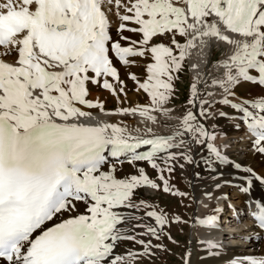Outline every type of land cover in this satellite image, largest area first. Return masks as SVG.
<instances>
[{"label":"snow or ice","instance_id":"obj_1","mask_svg":"<svg viewBox=\"0 0 264 264\" xmlns=\"http://www.w3.org/2000/svg\"><path fill=\"white\" fill-rule=\"evenodd\" d=\"M110 14L118 21L115 35ZM220 45L213 64L220 76L192 65L182 118L169 125L170 134L156 133L148 125L157 120L153 113L172 111L166 105L186 58ZM134 67L144 68L143 78ZM128 80L148 103L128 102ZM241 82L264 88V0H0V264H150L167 250L162 236L170 224L220 230L219 215L194 212L185 220L137 196L143 189L187 196L165 172L200 162L213 182L205 196L211 201L220 193L214 211L230 199L224 189L235 187L249 198L243 209L229 204L234 218L246 214L264 231V201L250 195L255 183L264 184V172L233 161L229 145L216 143L218 125L208 123L235 121L251 150L264 155V95L238 99ZM90 85L108 90L119 106L106 111L103 101L89 98ZM212 87L223 90L220 99H211ZM218 103L235 114L214 110ZM125 163L135 172L118 177ZM225 165L242 169L239 184L219 170ZM125 243L131 247L121 251ZM198 244L202 259L223 254L214 239ZM190 256L181 257L183 264ZM227 264H264V255Z\"/></svg>","mask_w":264,"mask_h":264},{"label":"bare ground","instance_id":"obj_2","mask_svg":"<svg viewBox=\"0 0 264 264\" xmlns=\"http://www.w3.org/2000/svg\"><path fill=\"white\" fill-rule=\"evenodd\" d=\"M111 20H112V33L113 35H115V29L118 26V21L116 20L114 16H111ZM213 47L214 46L210 47L209 49H206L205 55L203 56H201V54L197 50L195 49L192 50V53L188 58L191 62V70H192L193 78L195 77L196 72L192 69V65L198 64L199 71L204 72L205 68L210 65V61L213 58V54H214ZM117 67L121 71V76H123L124 71L126 70L125 66L117 63ZM138 69L139 68L134 67L132 70L137 75H139ZM216 71H219L220 73H222L223 70L220 69ZM243 85L245 86V88H251V91L255 90L259 95H264V88H262L261 86L257 84L249 83V82H241V84L236 86L234 89L236 96L243 98V96H241V93H240V90H241L240 86H243ZM212 88H213V92L215 93V95L211 97V99L213 100L220 99L221 96L223 95V90L219 87H212ZM91 89H94V85H90V91H92ZM133 90H134L133 96L137 97V94H139V92H137L135 88ZM129 93L130 92L128 91L127 92L128 101H129ZM110 97H113V96L108 90H99L97 92L95 91L91 92V96L89 98L90 99L99 98L101 101L104 102L106 111H111L113 110V108H109V109L106 108V105H107L106 100H108ZM121 99H123V97H121ZM139 103L144 104L141 102ZM166 107H168L172 111H170L169 114H164L161 112L153 113L154 115L157 116V120L154 123H149L148 125L152 127L153 130L158 134H165V135L170 134L172 129L171 127H169V125L178 123L179 118H182L183 113L175 112L174 109L170 107V105H166ZM224 112L235 114L234 111H224ZM159 117L163 118L162 122L158 120ZM102 118L105 120L112 121V122H118V121L123 120L125 123H128L125 119L122 118V116H118V115H105ZM223 120L226 121V123H224L223 126L221 125V127H218L217 131L220 134L217 135L216 143L218 145L227 143L229 145L227 152L230 155V158L233 161L241 163L242 168L251 167L258 173L264 172V155L254 153L251 150L250 137L248 136L246 130L245 131L236 130L233 126L235 121L227 117H223ZM129 122L130 123L128 124L131 126L132 124H135V122L136 123L141 122V118L137 116L135 120L129 121ZM213 122H214V118L208 121L209 125L213 124ZM159 125H161L162 127L158 129L157 127ZM198 152H199V149H196L195 153H198ZM196 159L199 160V155H196ZM203 170H204V164L202 162H200L199 164H195L194 175L196 172H199L200 177L203 176L204 175V174L202 175ZM219 170L223 172L226 178L233 180L234 184H239L240 181L237 180L236 177L243 175L242 169L237 170L231 167L230 165L229 167H224V168L220 167ZM206 189L209 191H212L213 182L210 179L197 178L195 175L193 177V190L196 196L195 201H194L196 204L195 213L201 217L205 215L216 214L214 211V209L216 208L215 197L220 195V193L213 192V199L210 201L205 196ZM148 190H151V189H148ZM174 190L187 193V196L181 197L179 195L176 196V195L171 194L172 196H171L170 201L175 200V202L172 203V205L166 204V206L170 207L171 213L175 212L176 214L181 215L183 219L187 220L188 217L186 216L188 215V211L191 208H193V201L189 194V191L185 189L184 187H182L181 189L174 188ZM230 190H231V187H226L224 189V192L229 193ZM250 195L252 198L258 199L260 201H264V184H261L259 182L255 183L253 188L251 189ZM232 198L233 199L231 203L235 202L237 204V208L243 209L244 202L249 197L246 195H242V194L237 195V189H236ZM221 202L222 200L219 201V203ZM204 205H207V207H205ZM232 212H233V209L231 212L226 211V214H230ZM254 223H255L254 220L250 216L246 214L241 215L240 219L239 220L236 219V223L234 224L236 228H241V230L238 233H224L225 234L224 237H222L223 235L221 234L220 230H209V229H199V228L195 230L193 229L194 237H193V241L190 247L191 249L190 250L191 252L190 264H227V261H229L233 257H242L245 254L264 255V231H261L258 228L253 227ZM225 224H226L225 227L227 228L228 224L230 223H225ZM169 226H171V228H175L173 232L177 234L180 230L185 229L187 225L173 223V224H170ZM254 232H258L259 236L257 237L255 235H251ZM242 235H250L251 238L248 240H243L241 239ZM200 239H214L220 242L223 246V254L221 256L209 257L206 260L202 259L206 255V253L202 249L200 244H198V240ZM227 241H231V242L234 241L235 243L233 245H230V243H227Z\"/></svg>","mask_w":264,"mask_h":264},{"label":"rangeland","instance_id":"obj_3","mask_svg":"<svg viewBox=\"0 0 264 264\" xmlns=\"http://www.w3.org/2000/svg\"><path fill=\"white\" fill-rule=\"evenodd\" d=\"M111 16V14H110ZM128 35H130L129 33H126ZM223 46H216L214 47L213 53V59H212V63L205 68L204 72H209L211 73L213 76H219L221 73L219 71H216L217 69H215L213 66V64H215L220 57V48H222ZM211 66V67H210ZM214 68V69H213ZM184 72L182 73L180 79L178 81H176L175 83V88H176V92H175V96L174 98L171 100V102L168 104L170 105L171 108L174 109L175 112L177 113H184L185 108L187 107L186 105V101L189 98V88H190V83L193 80V74H192V70H191V62L189 60V58L187 57L185 62H184ZM138 73L139 76L143 77V73H144V68L140 67L138 69ZM121 78H124V75L121 76ZM127 89L130 92L129 93V103H148L149 102V98L146 96V94L141 91L139 92V94H137V97L133 96L134 93V82L131 80H128L127 82ZM241 90V96H243V98H240L238 96H236L239 99H254L257 96H259V94L255 91L252 90L251 88H245V86H240ZM102 88H97L94 85V89H91V92H97L99 90H101ZM210 91H213V88H210ZM107 105L106 108H113L115 109L116 107H118L119 105L117 104V101L113 98L110 97L108 100H106ZM214 110H222V111H233L231 110L230 107L222 105V104H216L214 107ZM123 119H125L128 123H130L129 121H133L130 118L127 117H122ZM158 120L160 122L163 121L162 117H159ZM224 123H226V121L223 120V117H214V122L213 124H217L218 127H221V125L223 126ZM136 124V122H135ZM133 125V124H132ZM162 126L159 125L157 128H161ZM124 166V167H123ZM122 168L118 169L117 175L118 177H123L125 175L131 174L135 172V169H133L129 164H125L123 165ZM126 166V167H125ZM140 166L145 167L146 171L148 172L149 176L153 179H157V172L155 170H153L149 165H147L146 163H142ZM194 166L195 164H185V167L183 169H181L179 166H177L175 168V170L169 175L167 172H165V175L169 178V183L173 186V188H182L184 187L185 189H187L189 191V194L192 198L193 201V208H191L188 211V215L186 217H190L194 212H195V208H196V204H195V192L193 190V177L194 175ZM224 167H229V165H225L222 166V168ZM205 172V173H203ZM202 172V175L200 178L202 179H206V177L208 176V173L205 171V168ZM207 174V175H206ZM192 178V179H191ZM159 182V181H158ZM236 188L235 187H231V190L229 191V197L231 200L233 194L235 193ZM137 196L140 198H143L147 201H149L150 203L156 204L158 205L160 208L166 209L170 214H176L171 213V209L169 206H166V204L172 205V203L175 202V200H171V194L169 193H165L162 190L160 191H151L148 189H143L141 191H139L137 193ZM178 196V195H176ZM228 203H230V201H228ZM232 204V203H230ZM176 209V208H175ZM174 210V209H173ZM172 210V211H173ZM149 223L151 221H148ZM175 228H171V226H167L165 228V233L162 236V243L166 246V251L165 250H160L158 251L155 256L152 258L150 264H183V261L181 260V257L184 256L187 252H189L191 249V243L193 241V229L190 228L188 225L185 227V229L180 230L177 234H175L173 232ZM170 234L171 235V239H167V235ZM155 243V241H154ZM125 247H131L130 245H128L127 243L123 244L121 246V251L123 250V248ZM138 247V246H137ZM142 264H149V261L145 260L142 262Z\"/></svg>","mask_w":264,"mask_h":264}]
</instances>
